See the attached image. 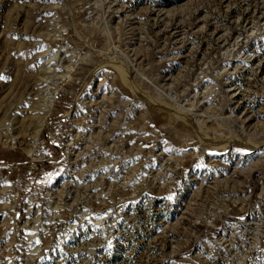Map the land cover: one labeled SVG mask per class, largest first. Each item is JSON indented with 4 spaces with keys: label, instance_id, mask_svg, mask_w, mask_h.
<instances>
[{
    "label": "rangeland",
    "instance_id": "374dc122",
    "mask_svg": "<svg viewBox=\"0 0 264 264\" xmlns=\"http://www.w3.org/2000/svg\"><path fill=\"white\" fill-rule=\"evenodd\" d=\"M0 264H264V0H0Z\"/></svg>",
    "mask_w": 264,
    "mask_h": 264
},
{
    "label": "built area",
    "instance_id": "2783aa9c",
    "mask_svg": "<svg viewBox=\"0 0 264 264\" xmlns=\"http://www.w3.org/2000/svg\"><path fill=\"white\" fill-rule=\"evenodd\" d=\"M42 157L33 162V164L29 167H25L22 171V178L24 180H30L34 177V174L36 171H38L39 168H41L43 165L47 164L49 162V158L45 157L44 155H41Z\"/></svg>",
    "mask_w": 264,
    "mask_h": 264
}]
</instances>
